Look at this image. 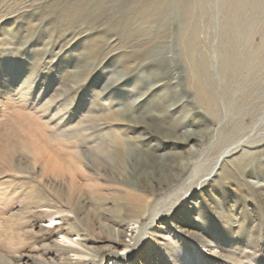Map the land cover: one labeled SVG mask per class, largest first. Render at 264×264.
Listing matches in <instances>:
<instances>
[{
    "label": "rangeland",
    "instance_id": "374dc122",
    "mask_svg": "<svg viewBox=\"0 0 264 264\" xmlns=\"http://www.w3.org/2000/svg\"><path fill=\"white\" fill-rule=\"evenodd\" d=\"M0 264H264V0H0Z\"/></svg>",
    "mask_w": 264,
    "mask_h": 264
},
{
    "label": "bare ground",
    "instance_id": "6f19581e",
    "mask_svg": "<svg viewBox=\"0 0 264 264\" xmlns=\"http://www.w3.org/2000/svg\"><path fill=\"white\" fill-rule=\"evenodd\" d=\"M189 45V44H188ZM139 121V120H138ZM136 123V122H135ZM194 134H198V132H188L187 130L186 131H184L183 133H182V135L180 136V137H178L182 142H185V141H188V140H190L193 136H194ZM177 139V138H176ZM120 146L118 147V149L116 150V157H117V159H118V165L119 166H121L120 168H122L123 167V165H124V160H125V158H126V154L127 153H129L130 154V157H131V160L133 161V169L135 170V171H138V170H141L139 167H143L144 165H143V161H145L146 163H147V161L148 162H150L151 161V157L153 158V154H150L149 152H143V154H139V153H137V152H134L133 151V149H131V148H129L128 150L126 149V147H125V145H124V142L123 143H121V144H119ZM125 147V150L123 149ZM135 151H136V149H135ZM146 151V150H145ZM228 153V151H225L221 156H220V158H219V161L223 158V157H225L226 156V154ZM165 156V155H164ZM163 157V156H162ZM148 160H147V159ZM159 160H160V158H159ZM219 161L216 163V165H215V167H214V169L212 170V171H214L215 169H216V167L218 166V163H219ZM157 162V161H156ZM152 164H156L155 163V159L153 158V160H152V162H151ZM143 165V166H142ZM157 165V164H156ZM158 166V165H157ZM162 166V165H161ZM170 169V168H169ZM146 170V169H145ZM160 171V177H162V176H165V174L161 171V170H156V172L158 173ZM169 171V170H168ZM127 172V171H126ZM126 172L124 171V170H122L121 171V176H119L120 178H122V175L124 176V177H126V179L127 180H129V175H127L126 174ZM140 172V171H139ZM152 172V171H151ZM129 173V172H128ZM139 174L140 173H138V175H137V173H136V176L138 177L139 176ZM148 175V174H147ZM154 175V174H153ZM146 177V176H145ZM151 177V176H150ZM149 177V178H150ZM173 177V176H172ZM167 178V177H166ZM177 180V179H176ZM151 181V180H150ZM160 181V180H159ZM151 187V186H150ZM180 221H182V220H180ZM122 242V240L118 237V238H114V243H116V244H120Z\"/></svg>",
    "mask_w": 264,
    "mask_h": 264
}]
</instances>
